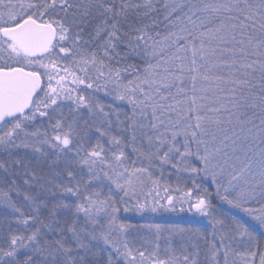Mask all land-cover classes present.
Instances as JSON below:
<instances>
[{"label": "snow or ice", "instance_id": "obj_1", "mask_svg": "<svg viewBox=\"0 0 264 264\" xmlns=\"http://www.w3.org/2000/svg\"><path fill=\"white\" fill-rule=\"evenodd\" d=\"M222 205L264 230V0H0V264H264Z\"/></svg>", "mask_w": 264, "mask_h": 264}, {"label": "rangeland", "instance_id": "obj_2", "mask_svg": "<svg viewBox=\"0 0 264 264\" xmlns=\"http://www.w3.org/2000/svg\"><path fill=\"white\" fill-rule=\"evenodd\" d=\"M227 212H231L232 214L239 215V218H242L243 220L247 221L249 224H253L256 227L257 234H259L260 231H264L259 228L258 225H255L254 221H251L248 217L244 216L242 213H238L235 209H230L227 207ZM129 218L131 220H138L140 221L141 218L136 216L135 214H129ZM155 220L158 222H166L173 225H179L182 226V224L188 223L193 228H203L207 225V221L193 216L191 213H164L162 215H158L154 217Z\"/></svg>", "mask_w": 264, "mask_h": 264}, {"label": "trees", "instance_id": "obj_3", "mask_svg": "<svg viewBox=\"0 0 264 264\" xmlns=\"http://www.w3.org/2000/svg\"><path fill=\"white\" fill-rule=\"evenodd\" d=\"M222 207H223V209L225 210V211H227V205H222ZM238 218H239V215H236ZM138 220L136 219V220H132V222H137ZM182 226L183 227H192L191 225H189L188 223H185V224H182Z\"/></svg>", "mask_w": 264, "mask_h": 264}]
</instances>
